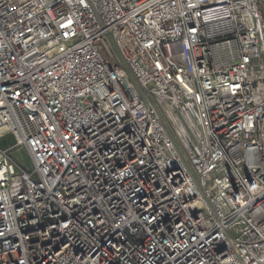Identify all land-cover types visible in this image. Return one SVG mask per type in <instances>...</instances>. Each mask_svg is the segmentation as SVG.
I'll return each mask as SVG.
<instances>
[{
    "label": "built area",
    "instance_id": "1",
    "mask_svg": "<svg viewBox=\"0 0 264 264\" xmlns=\"http://www.w3.org/2000/svg\"><path fill=\"white\" fill-rule=\"evenodd\" d=\"M0 264H264V0H0Z\"/></svg>",
    "mask_w": 264,
    "mask_h": 264
},
{
    "label": "rangeland",
    "instance_id": "2",
    "mask_svg": "<svg viewBox=\"0 0 264 264\" xmlns=\"http://www.w3.org/2000/svg\"><path fill=\"white\" fill-rule=\"evenodd\" d=\"M13 143V139L12 138H6L3 141V144L8 147ZM13 154L15 156V158L24 166L26 167H30L31 166V161L29 160L25 149H21V150H14Z\"/></svg>",
    "mask_w": 264,
    "mask_h": 264
}]
</instances>
